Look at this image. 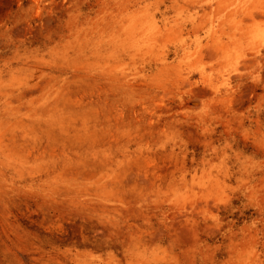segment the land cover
<instances>
[{"label":"rangeland","instance_id":"obj_1","mask_svg":"<svg viewBox=\"0 0 264 264\" xmlns=\"http://www.w3.org/2000/svg\"><path fill=\"white\" fill-rule=\"evenodd\" d=\"M0 264H264V0H0Z\"/></svg>","mask_w":264,"mask_h":264}]
</instances>
